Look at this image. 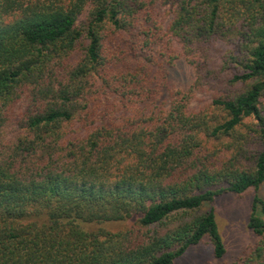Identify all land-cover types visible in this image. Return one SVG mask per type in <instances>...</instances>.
Here are the masks:
<instances>
[{"label":"trees","instance_id":"1","mask_svg":"<svg viewBox=\"0 0 264 264\" xmlns=\"http://www.w3.org/2000/svg\"><path fill=\"white\" fill-rule=\"evenodd\" d=\"M262 185L264 0H0V264L221 259L213 204ZM258 211L232 264H264Z\"/></svg>","mask_w":264,"mask_h":264},{"label":"rangeland","instance_id":"2","mask_svg":"<svg viewBox=\"0 0 264 264\" xmlns=\"http://www.w3.org/2000/svg\"><path fill=\"white\" fill-rule=\"evenodd\" d=\"M192 74L193 70L187 63L178 61L167 76L169 87L174 90H186L193 82ZM229 77L231 75L228 74L225 79L215 81L213 86L206 84L197 87L190 109L198 111L208 108L222 90H225L227 87L226 78ZM252 150L254 149L252 148ZM256 195L264 200V185L258 190L251 189L243 195H223L217 198L213 204L219 233L226 248V254L223 258H215L213 244L206 237L200 244L191 246L183 256L175 261V264H232L251 246L258 244L259 236L249 228L252 205ZM210 208L211 206L207 205L201 213L210 210ZM260 214L262 213L258 211V215ZM261 216L264 219V215ZM102 226L109 231L117 232L123 229L125 224L106 223ZM94 228L91 226L89 229Z\"/></svg>","mask_w":264,"mask_h":264}]
</instances>
